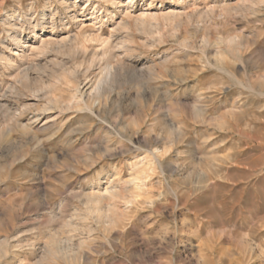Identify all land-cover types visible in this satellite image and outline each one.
Listing matches in <instances>:
<instances>
[{
    "label": "rangeland",
    "instance_id": "obj_1",
    "mask_svg": "<svg viewBox=\"0 0 264 264\" xmlns=\"http://www.w3.org/2000/svg\"><path fill=\"white\" fill-rule=\"evenodd\" d=\"M127 1L0 0V264H264V0Z\"/></svg>",
    "mask_w": 264,
    "mask_h": 264
},
{
    "label": "bare ground",
    "instance_id": "obj_2",
    "mask_svg": "<svg viewBox=\"0 0 264 264\" xmlns=\"http://www.w3.org/2000/svg\"><path fill=\"white\" fill-rule=\"evenodd\" d=\"M133 0H129V1H127V3L128 4H131V2H132ZM178 4H179V2H178ZM178 4H176V5H178ZM228 6V5H227ZM223 7V6H222ZM228 7H230V6H228ZM225 8V7H224ZM226 9V8H225ZM222 10H223V8H222ZM230 10V9H229ZM226 11V10H225ZM175 12V11H174ZM197 13V12H196ZM199 13V12H198ZM43 15H45L44 13H43ZM54 15V14H53ZM174 15H175V13H174ZM200 16V15H199ZM198 16V17H199ZM10 17V16H9ZM46 18V17H45ZM175 18H176V16H175ZM187 18V17H186ZM199 18H202V16L201 17H199ZM168 18H166V20H167ZM177 19V18H176ZM193 20V19H192ZM173 23V22H172ZM22 24V23H21ZM49 24H51V23H49ZM178 26V25H177ZM13 29V28H12ZM40 30H42L43 31V27H41V29ZM11 41L12 42H14V44H20V39H19V36L18 35H13V36H11ZM240 39L238 40L237 38H234V37H231V38H226V44L228 45V46H231V47H233V46H237V44H240ZM41 42H43V41H41ZM207 42V41H206ZM204 43V42H203ZM241 43H242V41H241ZM186 45V44H185ZM242 45V44H241ZM57 46V45H56ZM105 46V45H104ZM58 47V46H57ZM106 47H110V46H106ZM105 48V47H104ZM241 48V47H240ZM236 49V48H235ZM232 53V52H231ZM103 55L104 54H107V52L105 51V50H103V53H102ZM111 54V53H110ZM109 55V54H108ZM111 56V55H110ZM109 56V57H110ZM109 57H108V60H109ZM115 57V56H114ZM113 57V58H114ZM105 59H107V58H105ZM103 60V59H102ZM117 60V59H116ZM105 62V61H104ZM115 62V61H114ZM108 62H106L105 64V66H104V69H103V75H102V78H99L100 80H99V82L97 83V85H96V87L94 88V90H93V92L91 93L92 94V96H91V98L93 99V100H95V99H98V98H100L101 96H102V94H103V89H104V87H107V86H111L112 84H113V82L115 81V72H113L114 70H113V67L112 66H110L109 64H107ZM101 64V63H100ZM123 65V64H122ZM118 67V66H117ZM113 70V71H112ZM116 72H117V70H115ZM120 71V70H119ZM100 73V72H99ZM120 77V76H119ZM115 85V84H114ZM90 86V85H89ZM92 89V88H91ZM77 92V91H76ZM90 92V91H89ZM88 95V94H87ZM79 98V97H78ZM74 99V98H73ZM72 99V100H73ZM82 101V100H81ZM81 101H80V103H81ZM91 101V100H90ZM73 102V101H72ZM84 103H86V102H84ZM99 108L100 107H95V110H96V113H98L99 112ZM165 153V152H164ZM152 164V163H151ZM170 166V165H169ZM147 171V170H146ZM151 171V170H150ZM215 171V170H214ZM141 174H143V173H141ZM144 177V176H143ZM140 179V177H138V180ZM134 181H137V180H134ZM131 183H134L133 181L131 182ZM143 186V185H142ZM184 193V192H183ZM115 194V193H114ZM117 194V193H116ZM135 194V193H134ZM121 199V198H120ZM123 199V198H122ZM98 199L96 198V199H93V202L94 203H97V202H99V201H97ZM127 203H129V201L127 202ZM130 204V203H129ZM93 209V208H92ZM95 209V208H94ZM93 209V210H94ZM94 212L95 213H98L99 212V210H94ZM101 212V211H100ZM99 212V213H100ZM97 216V215H96ZM98 218H100V219H104L107 223H108V225L109 224H111L112 223V219H110L109 217H107V215L105 216L104 214H102V213H100V214H98ZM109 216V215H108ZM112 224H115V223H112ZM107 228V227H106ZM111 228V227H110ZM51 242V241H50ZM64 242V241H63ZM63 242L60 240V241H52V243H51V245H50V248H49V251H50V253L51 254H58V255H66V252H68L69 250H72V248L70 249L69 247H67L66 246V244H63ZM243 246V245H242ZM48 249V248H47Z\"/></svg>",
    "mask_w": 264,
    "mask_h": 264
}]
</instances>
